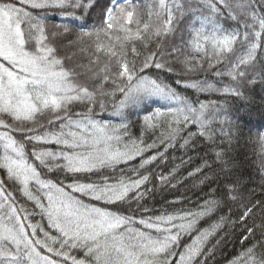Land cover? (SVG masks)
Segmentation results:
<instances>
[{"label":"snow or ice","instance_id":"snow-or-ice-1","mask_svg":"<svg viewBox=\"0 0 264 264\" xmlns=\"http://www.w3.org/2000/svg\"><path fill=\"white\" fill-rule=\"evenodd\" d=\"M204 3L209 14L192 22L187 42L193 55H184L177 47L171 52L163 48L164 39L175 31L174 22L185 15V4L182 0H152L146 20L130 3L109 8L102 27L84 31L77 41L70 42L87 53L88 63L67 67L65 60L72 57L58 55L44 18L29 8L60 9L64 15H73L76 9L86 12L91 0H0V170L34 203L44 221L33 223L29 217L34 213L18 206L4 179H0V264H170L181 233H189L198 218L225 206L226 201L238 199L233 183L220 198L205 200L197 211L137 220L109 207L122 206L129 200L139 205L145 195L142 186L149 181V176L137 169L128 170L132 175H127L119 165L157 148V141L166 144L165 151L174 147L189 124L198 126V133H188L189 139L206 133L209 139L212 136L210 125L218 109L210 102L193 105L159 73L153 76L147 71L173 72L166 56H174L187 72L203 69V60L196 54L206 53L208 46L212 51L208 68H213L233 53L239 42L243 54L230 62L227 71L237 81L245 76V69L255 61L264 43V11H256L257 6L264 9V0ZM187 10L198 11L191 7ZM225 12L238 28L225 29L221 23ZM197 23L199 27H195ZM56 35L51 33L52 37ZM186 86L201 92L241 94L230 86L218 89L207 80ZM157 102L165 105L164 110L155 108L143 122L148 129H161L159 136L148 144L142 136L131 138L128 110ZM75 106H83V110L76 111ZM109 106L121 123L97 119ZM189 139L183 143L188 144ZM258 144L264 155V135ZM223 155L216 153L218 159ZM156 159L157 155H152L141 160L139 168ZM48 174L71 180H53ZM90 175L99 178L79 179ZM166 179L160 176L161 182ZM84 198L98 203L85 202ZM251 212L252 208H247L241 221ZM224 219L221 217V222ZM219 226L214 225L213 230ZM246 231L252 234L253 229ZM210 234L205 230L196 236L179 256L180 264H191ZM257 247L264 248V231L260 241L247 248L234 264H264V252L258 256ZM41 249L62 260L45 255ZM73 252L83 255L78 258Z\"/></svg>","mask_w":264,"mask_h":264},{"label":"trees","instance_id":"trees-1","mask_svg":"<svg viewBox=\"0 0 264 264\" xmlns=\"http://www.w3.org/2000/svg\"><path fill=\"white\" fill-rule=\"evenodd\" d=\"M87 2L88 0H85V3ZM151 2L152 0H91L92 6L86 12L83 9H76L73 15H64L62 10L52 8H29V10L34 15L44 18L50 40L57 47L58 55L72 57L70 60H65V65L76 67L78 64H87L88 55L80 52L79 48L70 42L77 41V37L84 31L102 27L109 8H114L116 5L127 7L130 3L138 8L146 20ZM182 2L185 4V15L178 17L174 22L175 31L164 39L163 48L166 52H171L173 47H177L184 55H193L187 45L191 39L192 22L197 17L208 15L209 11L204 0H182ZM189 7L198 11L189 12L187 10ZM256 11L262 12L264 9L257 6ZM221 23L227 31L239 27L237 22L228 18L226 12ZM199 26V23L195 25V27ZM52 32H56L57 35L52 37ZM137 47L139 48V45ZM152 47L155 48V44ZM242 54L241 45L238 42L233 53L227 54L226 58L221 63L215 64L213 68H208L209 57L212 55L211 47L208 46L206 53L196 54L198 59L203 60V69L187 72L174 56H166L165 59L169 61L168 66L173 68V72L154 68L147 71L148 75L153 76L159 73L163 80L175 88L179 94L187 97L193 105L210 102L215 106L218 111L215 112L210 125L212 136L209 139L206 133L204 136L196 135L189 139L188 133H198V126L189 124L182 133L183 139L178 138L174 142V147H168L165 151L166 144L159 145L157 141V148L149 149L143 156L127 164L119 165V168L124 169L127 175H132V172L128 170L137 169L141 175H148L149 181L142 186L141 190L145 191V195L139 201V205L134 200H129L122 206L109 207H112L113 211L133 215L138 220L164 213L197 211L205 200L220 198L225 188L233 183L236 185L238 195L237 200H228L225 206L198 218L189 233H181L179 243L172 249L175 255L169 257L170 264H180L179 256L185 252L186 246L192 245L196 236L201 235L205 230H209L211 234L204 241L200 255L195 257L191 264H234L247 248L260 241L261 232L264 231L261 227L264 225V155L259 152L258 144L259 137L264 135V43L257 50L255 61L245 69V76L233 81L227 75V71L230 62H234L235 58ZM180 59H183V55ZM79 70L77 68V71ZM217 72L221 75L217 76ZM204 80L214 84L218 89L230 86L241 94L235 95L232 92L223 91L201 92L186 86L190 82ZM164 107L162 102H157L139 109H129L130 137L138 139L142 136L145 144L152 143L159 136L161 129L146 128L143 117L155 108L164 110ZM74 110H83V106H75ZM111 111L109 106L107 112L97 115V119L109 120L113 124L121 123L118 117L111 114ZM184 139H189V143L185 145ZM217 152L224 153L221 159L217 158ZM159 153L164 155L160 156ZM152 155H157V159L140 169L141 160ZM197 169L200 171L197 172ZM104 174L111 175L110 172ZM116 174L118 175V172ZM160 176H165L166 181L161 182ZM48 178L62 180L65 183L71 180L70 177L53 174H48ZM98 178L97 175L79 177L81 180ZM0 179H4L5 186L15 196L17 205L34 213L29 217L31 221L33 223L39 221L43 224L44 221L34 203L22 195L16 183L7 180L3 170H0ZM132 195L134 194H130ZM84 199L88 203H98ZM145 208L148 209L147 212L143 211ZM247 208H252V212L244 221H241L240 217ZM221 217L225 218L223 222ZM216 224L220 226L213 230ZM247 228L253 229L252 234L246 231ZM245 236L248 238L244 239ZM41 251L55 260H62L54 253H47L45 249ZM262 252L264 248L257 247L256 254L259 256ZM73 255L80 258L83 253L73 252Z\"/></svg>","mask_w":264,"mask_h":264},{"label":"water","instance_id":"water-1","mask_svg":"<svg viewBox=\"0 0 264 264\" xmlns=\"http://www.w3.org/2000/svg\"><path fill=\"white\" fill-rule=\"evenodd\" d=\"M123 1H125V0H123Z\"/></svg>","mask_w":264,"mask_h":264}]
</instances>
